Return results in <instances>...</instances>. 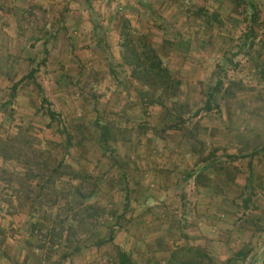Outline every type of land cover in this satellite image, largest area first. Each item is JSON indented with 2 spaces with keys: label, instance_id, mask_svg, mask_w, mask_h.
<instances>
[{
  "label": "rangeland",
  "instance_id": "374dc122",
  "mask_svg": "<svg viewBox=\"0 0 264 264\" xmlns=\"http://www.w3.org/2000/svg\"><path fill=\"white\" fill-rule=\"evenodd\" d=\"M0 6V137L31 136L41 148L50 142L57 158L93 176L82 190L91 194L82 206L80 197H68L86 222L74 224L68 244L64 235L51 246L46 231L70 212L63 201L40 208L36 180L15 193L26 166L0 157V261L117 264V247H123L134 264H163L186 248H201L215 264L228 258L231 264H264V155H250L264 146V78L255 66L264 58V0H0ZM253 6L256 36L242 46ZM200 7L206 10L198 16ZM213 13L220 23H208ZM124 18L155 47L173 42L164 64L182 82L176 99L184 105L181 127L174 126L173 114L140 99L122 66ZM31 68H37L45 108L85 138L80 146L74 140L65 155L59 145L64 136L55 123L47 127L36 85L21 82L11 97L12 85ZM221 68L230 92L221 91L208 112L205 93ZM97 122L116 137L109 142L115 164L98 142ZM208 152L225 170H203L197 183L194 173ZM73 182L64 177L56 185L66 190ZM250 193V209H244L241 199ZM88 212L97 214L89 218ZM37 219L43 227L34 231ZM238 249L248 251L244 260L234 256Z\"/></svg>",
  "mask_w": 264,
  "mask_h": 264
},
{
  "label": "trees",
  "instance_id": "16d2710c",
  "mask_svg": "<svg viewBox=\"0 0 264 264\" xmlns=\"http://www.w3.org/2000/svg\"><path fill=\"white\" fill-rule=\"evenodd\" d=\"M141 3L143 6H145L143 2ZM253 8L255 10L249 16L250 27L246 32L244 41H242V46H245L247 41L252 38L251 35L254 37L256 36L255 26L258 24V14L256 12V6H253ZM205 10V8L200 7L197 10L196 15L201 16L204 14ZM150 13L155 17L157 15L159 16V14L153 9H150ZM217 17L218 14L213 13L211 17H209L208 23H220V20H218ZM159 26L162 28L163 24H159ZM249 42V46H251L253 44V40H250ZM118 46L120 48L122 66L125 68L128 77L136 82L137 92L140 99L149 105H158L165 111L166 115L173 114L175 117L174 126L181 127L180 125L184 122L181 114L184 105L177 104L178 100L176 99L181 92L182 82L173 77L169 68L164 64V57L167 54L165 49L167 46H173V42L169 39H164L160 45V48L155 47L152 43V39L149 38L147 34L140 32L139 29L133 23H131L130 19L124 18L119 30ZM241 49L242 48L239 47L238 51H241ZM42 62L44 63V60ZM255 66L262 67L263 73H261V75L264 78V58L259 64H255ZM220 71L222 74H220V72L216 73V80L214 84L208 88L205 93L204 109L208 112H211L213 107H217V95H219L221 91L225 90L226 94H229L230 92V87L224 86V71L222 68ZM36 72L37 68H31L24 76L20 78V80L15 82L12 85L11 97L14 98L16 96L17 88L21 82L27 81L28 83L31 82L36 85V88H38L39 91L38 95L42 110H44L45 114L49 118V122L46 124L47 127L53 128V124L55 123V130L64 136L63 143L59 145L63 147L65 155L67 150L73 145L74 140H76L74 143L77 146H80L84 143L85 138L83 136L77 138L75 134H73L66 126L63 125L59 119V115L56 112L50 108H45L47 99L43 95L41 86L36 83ZM97 127L99 133L98 142L103 149V153L108 155V157H111V159L114 160L113 163L115 164L116 161L114 156L111 155L114 150H112L109 142L110 140H116V137L112 134L111 127L108 124L97 122ZM191 133L192 132L190 131L189 134L192 135ZM40 143L41 142L38 139L35 140L34 137H21L20 134H18L13 139L0 137V157L3 159H15L26 166L23 176L17 177L16 179V183H18V185L14 190L15 193L20 192L19 189L23 184L26 183V181L31 182L36 180V200L40 208L43 205L56 206L59 202L63 201L64 204L62 207L68 210L70 215L65 220H60L58 228H56V226H52L48 231H46L45 236H49L48 234L50 233L49 239L52 246L56 243L52 240L54 237L61 239L65 235L64 241L68 244L70 240L69 238L73 233L72 231L76 229L74 224L77 223L81 226L84 224V222H86V219L80 217L78 218V212L73 207V205L70 204L68 197L70 194L80 197L82 200L78 202V207L82 206L84 200L91 196L90 193L87 195L83 194L82 190L89 186L88 184L91 180H93V176L89 174L84 168L75 169L70 164H66L64 157L60 159L57 158L52 153V149L49 146L50 142H47L48 145L44 148L40 147ZM260 151L264 155V146L256 148L250 153V155L258 154ZM203 160L205 161V165L200 168L199 171L194 173L195 181H197V183L202 177L201 172L203 170H225L224 164L216 161L212 153L208 152V154L203 157ZM191 176H193V173L191 172L186 174L187 178ZM64 177H66L69 181H74L66 190L63 187L57 188L56 185L61 183ZM31 188L33 189V187ZM251 193L245 198L241 199L244 209H250L249 203L251 201ZM43 198H45L44 203H42ZM125 198L127 200V194ZM127 202L128 201H126V204H123L124 208H126L125 206L127 205ZM30 206L33 209L35 207L34 202H31ZM85 207H83L84 211H88L90 208L89 206ZM124 211L125 210H123V212ZM95 214H97V212H95ZM95 214L88 212L86 215L89 218H94ZM42 227L43 224L39 219H37L32 224V229L34 231H37ZM108 239L113 240L112 233ZM40 242H42V244H39L38 248L43 249L45 239L44 242L43 240H40ZM103 243L104 242L102 240L97 241L98 245H102ZM78 249V245H74L72 248L73 251ZM200 249L186 248L184 250L173 251L170 257L167 258L163 264H215L213 259L201 252ZM117 250V264H134L130 255L123 247H117ZM247 253L248 251L246 250L238 249L234 252V256L240 257L244 260ZM62 256L67 257V254H63ZM203 259H206L207 262L204 263ZM40 261H42V259ZM232 261V258H228L225 264H231ZM14 263L28 264L27 258L21 262L16 260Z\"/></svg>",
  "mask_w": 264,
  "mask_h": 264
},
{
  "label": "crops",
  "instance_id": "0c3cea01",
  "mask_svg": "<svg viewBox=\"0 0 264 264\" xmlns=\"http://www.w3.org/2000/svg\"><path fill=\"white\" fill-rule=\"evenodd\" d=\"M0 7H2V6H0ZM15 24L17 25L16 22H15ZM236 251H237V250H236ZM18 261L21 262V260H18ZM0 264H11V263H10L9 261H8V262H5L3 259H1Z\"/></svg>",
  "mask_w": 264,
  "mask_h": 264
}]
</instances>
